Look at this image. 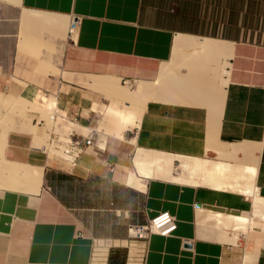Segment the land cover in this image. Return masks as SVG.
Returning a JSON list of instances; mask_svg holds the SVG:
<instances>
[{
  "label": "crops",
  "instance_id": "0c3cea01",
  "mask_svg": "<svg viewBox=\"0 0 264 264\" xmlns=\"http://www.w3.org/2000/svg\"><path fill=\"white\" fill-rule=\"evenodd\" d=\"M0 96L18 108L0 264H92L93 238L115 242L106 264H130L128 225L160 211L176 228L148 236L141 264H264L262 231L216 216L264 197V0H0ZM47 128L94 143L71 163L45 153ZM138 149L163 156L141 188Z\"/></svg>",
  "mask_w": 264,
  "mask_h": 264
},
{
  "label": "built area",
  "instance_id": "2783aa9c",
  "mask_svg": "<svg viewBox=\"0 0 264 264\" xmlns=\"http://www.w3.org/2000/svg\"><path fill=\"white\" fill-rule=\"evenodd\" d=\"M77 16L71 18L69 24V35L73 34L78 24ZM49 114L51 122L57 121V116L65 117L58 108L52 106ZM74 121V119H71ZM72 132V130H71ZM94 143L92 136L84 139L73 137L71 133L61 135L53 128H47L43 149L47 154H55L71 163H75L86 147ZM198 207L197 205H195ZM176 228V218L169 211H160L151 217L145 224H129L127 227V244L132 247L130 264H141L144 257L145 243L151 233H158L163 236L170 235ZM94 252L97 248L103 249L104 254L95 255L92 264H106L108 249L115 244L114 241L102 238H93Z\"/></svg>",
  "mask_w": 264,
  "mask_h": 264
},
{
  "label": "bare ground",
  "instance_id": "6f19581e",
  "mask_svg": "<svg viewBox=\"0 0 264 264\" xmlns=\"http://www.w3.org/2000/svg\"><path fill=\"white\" fill-rule=\"evenodd\" d=\"M127 91L130 92L129 89ZM125 92H126V90L124 91V93ZM144 93H145V83L138 82L137 85L135 86V88L133 90V94H132L135 97L130 95V96H132V98L133 97L135 98L133 100L136 101L135 109L138 112H141L143 110L144 104L146 102V97H145ZM49 104H51V103H49ZM21 110H22V108H21ZM5 121H7V120H5ZM1 124H2V122L0 123V126L3 125V124L2 125ZM0 129H1L0 130V160H1L2 155H3V148H4V144H5V140H6V134H7V131L9 128H7V127L3 128V126H2V128H0ZM162 157H163L162 155L157 156L156 154H152V153L145 151L143 149H138L137 152H135L134 157H133V163H134V167H135L136 172L135 171L130 172L129 177H128V184H130L134 187L136 186V187L141 188L143 186V184H142L141 180L139 179L141 177H139L138 175L141 174V175L146 176V177L152 176L153 175V171H152L153 165L157 162H161ZM146 177H144V178H146ZM142 180H143V178H142ZM251 196H252V208L246 217H243V216H224L221 214H217L216 216L220 219L233 221V223H234L233 225L235 226L234 229H236L237 231L238 230L242 231V232L246 231V234L248 233L249 230L252 229L251 227H253L255 225L260 226V227H264V197H262L260 194H258V192H253V195H251ZM263 235H264V233H263ZM236 239H237V237H236ZM97 252H98V254H97ZM100 252H102L103 254L105 253V251L103 249L97 248L95 250L94 254L97 256V255H100L99 254ZM247 254H248V259H249L250 256L253 254V252L252 253L248 252ZM256 255H257V253H256ZM252 258H253V256H252Z\"/></svg>",
  "mask_w": 264,
  "mask_h": 264
},
{
  "label": "rangeland",
  "instance_id": "374dc122",
  "mask_svg": "<svg viewBox=\"0 0 264 264\" xmlns=\"http://www.w3.org/2000/svg\"><path fill=\"white\" fill-rule=\"evenodd\" d=\"M17 109H18L17 108V102H8L7 103L5 101V99L3 100L2 97L0 96V123L2 122V124H3V125L1 124L2 126H6L8 124V122L10 121V115L15 114ZM5 120H7V121H5ZM2 126H0V128H2ZM255 226H257V225H255ZM255 226H253L251 228L254 229ZM257 227H258V230H261L262 233H264V227H260V226H257ZM263 238H264V235H263Z\"/></svg>",
  "mask_w": 264,
  "mask_h": 264
}]
</instances>
